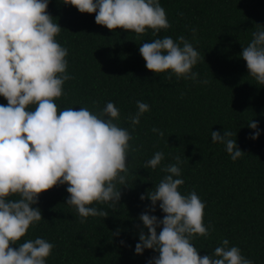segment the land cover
<instances>
[{
    "label": "trees",
    "instance_id": "16d2710c",
    "mask_svg": "<svg viewBox=\"0 0 264 264\" xmlns=\"http://www.w3.org/2000/svg\"><path fill=\"white\" fill-rule=\"evenodd\" d=\"M160 4L170 28L154 36L150 29L143 34L109 30L95 23V13H80L63 0H49L47 11L61 27L55 39L68 49L71 77L55 99L58 111L87 107L99 114L111 101L120 111L119 126L128 128L133 139L126 186L117 185L121 199L116 209L107 203L91 205L107 211V217L89 216L81 223L75 208L66 205L67 185L39 195L33 207L41 210L42 219L16 243L37 237L53 243L46 264H147L158 255L152 250L134 253L142 229L138 217L151 204L140 196L154 191L165 175L160 167L143 168L156 151L165 156L161 167L180 157L184 184L178 190L184 195L194 190L205 203L203 222L211 230L207 238L192 239L199 255H208L226 238L254 264H264V86L248 75L239 55L256 25L264 26V0H160ZM163 36L174 40L184 36L193 43L200 55L192 69L199 73L197 82L175 75L168 79L167 72L146 69L139 46ZM203 80L208 83L199 82ZM138 100L148 103L150 111L133 130L126 117L137 111ZM0 104L6 105V99L0 97ZM252 119L261 129L256 140L249 138L254 130L247 123ZM154 127L164 132L163 137L152 131ZM223 129L236 133L232 139L244 152L235 162L223 145L211 140V131L223 134ZM158 205L150 214L162 219ZM117 231L119 236L114 235Z\"/></svg>",
    "mask_w": 264,
    "mask_h": 264
},
{
    "label": "clouds",
    "instance_id": "9594fccd",
    "mask_svg": "<svg viewBox=\"0 0 264 264\" xmlns=\"http://www.w3.org/2000/svg\"><path fill=\"white\" fill-rule=\"evenodd\" d=\"M63 3L80 13H95V23L109 30L143 34L150 29L157 36L170 28L160 0ZM48 5L49 0H0V97L7 101L0 104V264H46L53 243L42 237L16 243L42 219L41 210L33 207L41 193L67 185L66 205L75 208L83 223L89 216L107 217V211L91 205L107 203L115 210L121 199L117 185L126 186V159L133 137L128 128L119 126L116 105L107 102L99 114L87 107L58 111L55 99L62 96L63 85L71 77L67 74L68 49L55 39L61 27L48 13ZM139 53L151 72L197 82L199 73L192 69L200 55L184 36L142 43ZM239 55L246 62L248 75L264 86V26L256 25ZM136 108L126 117L133 130L150 111L149 104L139 100ZM247 126L254 130L249 138L256 140L261 135L258 122L252 119ZM152 131L164 135L158 128ZM233 135L236 133L225 129L223 134L211 131L212 142L223 145L235 162L244 152ZM164 159V153L156 151L143 165L153 170L160 167L165 175L154 191L140 196L151 204L138 217L142 229L134 253H158L147 264H254L226 238L208 255H199L192 239L197 235L207 238L211 230V225L203 222L205 203L194 190L186 195L178 190L184 184L180 157L161 167ZM13 196L18 198L11 199ZM157 202L164 213L162 219L150 214L156 211ZM114 235L119 236V231Z\"/></svg>",
    "mask_w": 264,
    "mask_h": 264
}]
</instances>
